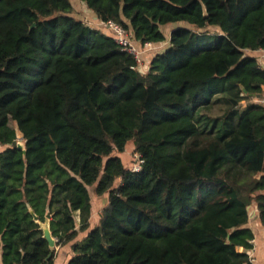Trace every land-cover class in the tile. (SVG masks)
<instances>
[{
  "label": "trees",
  "instance_id": "16d2710c",
  "mask_svg": "<svg viewBox=\"0 0 264 264\" xmlns=\"http://www.w3.org/2000/svg\"><path fill=\"white\" fill-rule=\"evenodd\" d=\"M81 1L141 47L180 24L143 72L74 1L0 0V264L55 263L48 213L68 264H252L264 0ZM132 140L139 171L121 156Z\"/></svg>",
  "mask_w": 264,
  "mask_h": 264
},
{
  "label": "rangeland",
  "instance_id": "374dc122",
  "mask_svg": "<svg viewBox=\"0 0 264 264\" xmlns=\"http://www.w3.org/2000/svg\"><path fill=\"white\" fill-rule=\"evenodd\" d=\"M72 1H74L75 3V8H76L75 15L83 18L89 24L94 25L93 20H92L93 12L86 5V3L82 2L81 0H72ZM179 24L180 23L170 24L168 26H165L164 30L165 32L169 33L174 27H176ZM212 30L214 31L216 30V28L212 27ZM167 46H168V43H162L158 45L156 44V46H154L152 49L143 48L145 52L142 54V61L139 63L140 70L143 72H147L155 54L159 51L164 50ZM254 100L263 102V100L259 98H255ZM245 103L246 101L242 103L241 107H243ZM219 112H220V105H215L212 113H219ZM135 152H136L135 145H134V141L132 140L129 142V145L126 151L124 153H121L124 163L128 168L131 166V163L135 159ZM91 191H92V194L94 195V187H91ZM96 197L98 196H94V199ZM99 206L98 208H100ZM250 209H251V213H250L249 225L252 226L254 231L256 232L255 247L253 250H251V255L254 258V264H264V225H262L261 221L258 218V212H257L255 203L251 204ZM59 246L60 245H57L56 247H54L56 249V254H57V249Z\"/></svg>",
  "mask_w": 264,
  "mask_h": 264
},
{
  "label": "built area",
  "instance_id": "2783aa9c",
  "mask_svg": "<svg viewBox=\"0 0 264 264\" xmlns=\"http://www.w3.org/2000/svg\"><path fill=\"white\" fill-rule=\"evenodd\" d=\"M101 24L105 28L111 30L114 33V37L116 41L123 47L124 50L132 53L137 59L138 63L142 61V54L145 52L143 48L152 49L154 46H156V44H154L153 42H147L146 44H144V47L138 46V44L132 39V32H129L124 26H122L120 23L114 20H109L107 22H101ZM263 56H264V49H262L261 57ZM260 61H261V58H260ZM144 162L145 160L143 156L139 152H135V161L133 164V170L134 171L141 170ZM254 244H255V239H254ZM250 254H251V251H250ZM251 261H252V264H254V258L252 257V255H251Z\"/></svg>",
  "mask_w": 264,
  "mask_h": 264
},
{
  "label": "crops",
  "instance_id": "0c3cea01",
  "mask_svg": "<svg viewBox=\"0 0 264 264\" xmlns=\"http://www.w3.org/2000/svg\"><path fill=\"white\" fill-rule=\"evenodd\" d=\"M92 20H93L94 25L101 27V22H100V20L98 19V17L96 16V14L94 12L92 14ZM171 31L169 32V34L167 33L168 39L165 42H163V43H168L169 44V39H170V36H171ZM257 52L259 54V58H261V61L264 64V56L261 57L262 56V49L257 50ZM1 149H2V146L0 145V150ZM107 201H108V195H106V197L104 196L103 198L96 197L94 199V210H93L92 216H91V221H92L93 224L96 223L95 221H97V218H98V216L100 214V210L107 203ZM98 206L100 208H98ZM85 233L86 232H81V235L80 236L81 237L84 236ZM71 246H72V243H68L66 245H62V246H59L58 247L57 254H56V258H55V264H68L69 259L73 255V251L71 249L72 248Z\"/></svg>",
  "mask_w": 264,
  "mask_h": 264
},
{
  "label": "water",
  "instance_id": "95a60500",
  "mask_svg": "<svg viewBox=\"0 0 264 264\" xmlns=\"http://www.w3.org/2000/svg\"><path fill=\"white\" fill-rule=\"evenodd\" d=\"M23 144H24L23 142H20L21 146H23ZM23 200L27 202L29 205V201H28L26 194L24 195ZM29 208H30V211L33 213L35 219L39 220V216L36 214L34 209L30 205H29ZM50 219H51V214L48 213L47 219L44 222H41V228L44 231L45 237L49 240L50 246L54 248L57 246V239L51 231Z\"/></svg>",
  "mask_w": 264,
  "mask_h": 264
}]
</instances>
